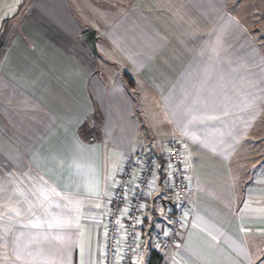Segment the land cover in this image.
I'll return each mask as SVG.
<instances>
[{
    "label": "crops",
    "instance_id": "0c3cea01",
    "mask_svg": "<svg viewBox=\"0 0 264 264\" xmlns=\"http://www.w3.org/2000/svg\"><path fill=\"white\" fill-rule=\"evenodd\" d=\"M236 1L0 0L10 264H106L125 159L173 146L184 153L188 213L167 212L162 162L134 264L155 252L162 264H264V50L230 10ZM92 30L98 58L82 39ZM254 148L262 156L251 165ZM162 230L179 245L156 249Z\"/></svg>",
    "mask_w": 264,
    "mask_h": 264
},
{
    "label": "built area",
    "instance_id": "2783aa9c",
    "mask_svg": "<svg viewBox=\"0 0 264 264\" xmlns=\"http://www.w3.org/2000/svg\"><path fill=\"white\" fill-rule=\"evenodd\" d=\"M162 162L167 165L172 182L174 201L168 204V213H177L180 220L188 213L189 183L184 169V153L173 146L170 153L163 156L147 151L136 153L125 159L121 168V178L110 202L107 217L106 264H134L142 235L141 223L147 207V199L153 188ZM156 249H169L179 245L176 234L162 230L153 236Z\"/></svg>",
    "mask_w": 264,
    "mask_h": 264
},
{
    "label": "rangeland",
    "instance_id": "374dc122",
    "mask_svg": "<svg viewBox=\"0 0 264 264\" xmlns=\"http://www.w3.org/2000/svg\"><path fill=\"white\" fill-rule=\"evenodd\" d=\"M236 3L238 4L237 6H238L239 12H237L236 8L233 9V6L230 7V10L232 12L235 11V14L237 16L241 17V19L244 21V23L248 25V27L252 31V34L254 35L255 39L257 40V42H260L261 47L264 50V36L262 35V32L264 33V14H263L264 12L262 9H260L261 7L264 6L263 2H262V6L260 5V3H261L260 0H237ZM247 7L249 8L248 11L246 10ZM256 25H259L258 28H256L257 27ZM259 149L254 148L252 150L255 152L256 155L253 154L251 156V159H250L251 165L254 162H256L258 160V158H260L262 156V155H260L261 152ZM259 200H260V198L257 199V201H259ZM35 209H36V207H34V209L32 211L34 212ZM2 215L7 220H9L7 218V216L10 217L8 211H4V213H3V211H0V218ZM259 223L264 224V219L259 221ZM247 231H249L251 233V226H250V229L248 227ZM263 244H264V240L262 243V246L264 247ZM6 245H7L6 236H5V234L2 233V234H0V264H10L9 263L10 259L8 258Z\"/></svg>",
    "mask_w": 264,
    "mask_h": 264
},
{
    "label": "water",
    "instance_id": "95a60500",
    "mask_svg": "<svg viewBox=\"0 0 264 264\" xmlns=\"http://www.w3.org/2000/svg\"><path fill=\"white\" fill-rule=\"evenodd\" d=\"M83 41L90 48L92 54L95 58L100 56L99 48L97 47V43L99 41V37L97 35V30H92L84 33Z\"/></svg>",
    "mask_w": 264,
    "mask_h": 264
},
{
    "label": "trees",
    "instance_id": "16d2710c",
    "mask_svg": "<svg viewBox=\"0 0 264 264\" xmlns=\"http://www.w3.org/2000/svg\"><path fill=\"white\" fill-rule=\"evenodd\" d=\"M150 264H162V259L160 258L158 252L153 254Z\"/></svg>",
    "mask_w": 264,
    "mask_h": 264
},
{
    "label": "snow or ice",
    "instance_id": "6c2138e0",
    "mask_svg": "<svg viewBox=\"0 0 264 264\" xmlns=\"http://www.w3.org/2000/svg\"><path fill=\"white\" fill-rule=\"evenodd\" d=\"M197 219H199V218H197ZM56 223H57V226H60L61 225V221H59V220ZM213 239H215V237H213ZM81 253L83 255V249H81ZM82 264H83V261H82Z\"/></svg>",
    "mask_w": 264,
    "mask_h": 264
}]
</instances>
